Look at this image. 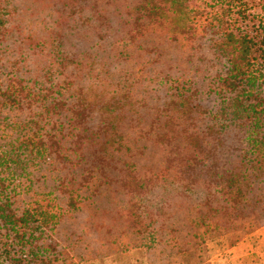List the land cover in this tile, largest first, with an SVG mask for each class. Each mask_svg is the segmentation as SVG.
Segmentation results:
<instances>
[{"label": "trees", "instance_id": "16d2710c", "mask_svg": "<svg viewBox=\"0 0 264 264\" xmlns=\"http://www.w3.org/2000/svg\"><path fill=\"white\" fill-rule=\"evenodd\" d=\"M0 60V264L264 224V0H0Z\"/></svg>", "mask_w": 264, "mask_h": 264}, {"label": "rangeland", "instance_id": "374dc122", "mask_svg": "<svg viewBox=\"0 0 264 264\" xmlns=\"http://www.w3.org/2000/svg\"><path fill=\"white\" fill-rule=\"evenodd\" d=\"M39 174H41L40 178H42V175H44L42 169L35 172V176ZM41 182L44 183V181ZM95 220H100V218ZM106 223L108 224L107 220ZM79 224L85 225L83 221H80ZM69 227H71L70 229H75L74 224H70ZM85 229L88 231L86 234L90 238L91 231L94 230L93 227H85ZM260 229L261 225L237 233L232 232L228 235H219L214 238L209 237L206 239L205 244L200 250L199 254L192 256L185 264H238L239 260H236L231 256L229 249L238 241L250 240L251 238H253L256 242L257 247L255 249H258V244L260 241L257 242L255 239H257L258 236L261 237L262 233L260 232ZM81 230H84V227H82ZM91 241L95 242L94 240ZM241 261L243 264L258 262L256 251H252L243 255ZM65 264H148V261L145 248L143 246H134L125 249L119 248L109 252L92 255L88 258H74Z\"/></svg>", "mask_w": 264, "mask_h": 264}, {"label": "crops", "instance_id": "0c3cea01", "mask_svg": "<svg viewBox=\"0 0 264 264\" xmlns=\"http://www.w3.org/2000/svg\"><path fill=\"white\" fill-rule=\"evenodd\" d=\"M260 232L262 233L261 237L258 236L257 239H255L257 242L260 241L258 249H255L257 245L253 238L250 240H240L231 246L229 251L234 259L239 260L238 264H243L241 261L243 255L252 251H256L258 263L264 264V224L261 226Z\"/></svg>", "mask_w": 264, "mask_h": 264}]
</instances>
